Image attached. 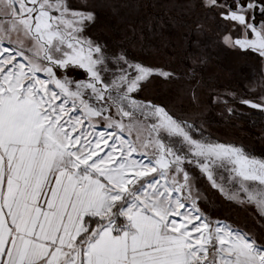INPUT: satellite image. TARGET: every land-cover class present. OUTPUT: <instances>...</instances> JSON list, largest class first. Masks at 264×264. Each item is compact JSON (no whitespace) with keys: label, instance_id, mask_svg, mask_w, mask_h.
Here are the masks:
<instances>
[{"label":"snow or ice","instance_id":"obj_1","mask_svg":"<svg viewBox=\"0 0 264 264\" xmlns=\"http://www.w3.org/2000/svg\"><path fill=\"white\" fill-rule=\"evenodd\" d=\"M199 2L227 47L264 60V0ZM95 19L71 0H0V264H264V241L209 218L196 189L264 218V159L136 99L175 74L109 54ZM256 84L239 103L264 113ZM230 97L212 103L231 115Z\"/></svg>","mask_w":264,"mask_h":264},{"label":"rangeland","instance_id":"obj_2","mask_svg":"<svg viewBox=\"0 0 264 264\" xmlns=\"http://www.w3.org/2000/svg\"><path fill=\"white\" fill-rule=\"evenodd\" d=\"M71 3L74 8L86 6L95 12L96 19L88 25L87 35L106 45L109 54L123 52L152 68L175 74L172 80L151 77L142 83L137 95L165 104L180 117H204L211 105L222 108L223 104L212 103L215 94L233 93L234 97L228 99L230 107L236 106L241 97L255 99L261 94L256 82L264 79V60L251 51L227 47L222 38L229 26L215 12L201 7L199 0H71ZM252 87H256L255 92L249 91ZM241 124L214 115L208 128L217 139L233 140L240 133ZM196 189L201 204L206 206L210 202L215 204L214 209H220L207 180L198 182ZM228 205L233 216L253 220L247 211ZM218 217L224 215L218 213Z\"/></svg>","mask_w":264,"mask_h":264},{"label":"trees","instance_id":"obj_3","mask_svg":"<svg viewBox=\"0 0 264 264\" xmlns=\"http://www.w3.org/2000/svg\"><path fill=\"white\" fill-rule=\"evenodd\" d=\"M126 56L129 60H131L133 62H139V60L133 59L132 56H130V57L128 55H126ZM139 63L146 65V66H149V65L142 63V62H139ZM79 77L81 78V76L77 75L76 78H79ZM133 95L138 100L148 101L147 99L141 98V96L137 95V93H134ZM239 100H237L236 106H234V107L232 106V108H235V111L231 115L228 114L225 105H223V107L220 109H215L216 106L212 107V105H211L210 110L207 111L208 113L206 112L207 114L205 116L203 115L204 117H201V116L196 117V118L188 117V119H186V118H183L182 116L181 117L178 116L177 114H175V115L182 118V119H186L189 122H192L198 126H202L204 129V135L206 137H209L212 140L216 139V140H218V142H221V143H225V144L230 143V144H233L236 146H242L249 154L255 156L256 158L264 159V151H263L264 150V147H263V144H264V113L257 111V110H254V109H250V108L245 110L244 105L240 104ZM158 105H163L169 110V108L163 103L158 104ZM181 115H183V114H181ZM214 115H215V117L217 115L222 116V118L224 117L225 121H228L231 119L233 122H237L238 124L242 122L241 131H240V133H236L235 139L227 140V139H222L220 137H219V139H217L216 136L213 135L211 130H209L208 126L211 122V119L214 118ZM255 123L260 124L262 127L261 126L259 127L257 125L255 127L253 125ZM220 125H221V122H220ZM247 139H252L253 142L252 143H245V142H247L246 141ZM200 181L205 182L206 179L203 177H199L198 182H200ZM209 185L211 186L210 182H209ZM213 191H214L215 197L219 200L218 202L221 204L220 209H218V210L214 209L215 204L210 203V202L206 206H204L203 204H201V202L199 200V205L201 207V210L209 218L219 219V220L228 219V222L230 224H232L234 227H238L239 229L244 231L243 223H240V225H238L237 221L235 219L236 216H233V214L230 212V208L228 207L229 206L228 204H233V205H237L241 209H245L249 215L256 218L257 224L259 226L264 227V218H261V216L257 213L256 209L253 206L241 204V203L234 202V201H229L218 190L213 188ZM207 194H208V192H207ZM207 208L209 209V212H208ZM215 210H217V211H215ZM224 211L226 212V214L224 213ZM218 213H220V215H224V217H218ZM244 225H246V224H244Z\"/></svg>","mask_w":264,"mask_h":264},{"label":"crops","instance_id":"obj_4","mask_svg":"<svg viewBox=\"0 0 264 264\" xmlns=\"http://www.w3.org/2000/svg\"><path fill=\"white\" fill-rule=\"evenodd\" d=\"M243 210L246 211L245 209H243ZM252 218H253V220L246 221L244 218L236 217V221H237L238 225H240V223H243V228H244L245 232H248L250 235L257 238L259 241H264V227L259 226L257 224L256 218H254V217H252ZM221 221L228 222V219H222ZM244 224H246V225H244Z\"/></svg>","mask_w":264,"mask_h":264}]
</instances>
